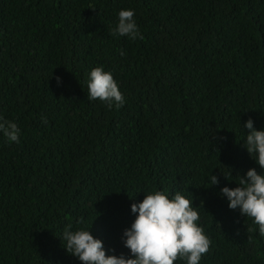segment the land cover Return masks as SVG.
<instances>
[{"label":"trees","instance_id":"1","mask_svg":"<svg viewBox=\"0 0 264 264\" xmlns=\"http://www.w3.org/2000/svg\"><path fill=\"white\" fill-rule=\"evenodd\" d=\"M121 10L142 39L112 34ZM95 67L122 107L88 98ZM0 117L21 133L0 132V264H81L69 224L130 257L131 204L155 191L193 197L200 264H264L258 226L221 195L264 174L244 128L264 130V0H0Z\"/></svg>","mask_w":264,"mask_h":264},{"label":"clouds","instance_id":"2","mask_svg":"<svg viewBox=\"0 0 264 264\" xmlns=\"http://www.w3.org/2000/svg\"><path fill=\"white\" fill-rule=\"evenodd\" d=\"M112 34L130 39L143 38L133 10L119 11L118 24ZM124 54L121 51V55ZM56 80L61 83L60 77ZM87 87L88 98L105 102L109 109L114 106L120 108L125 103L112 73L102 67L91 70ZM44 123H47L46 119ZM244 128L248 130L245 149L264 169V130H256L251 118L245 122ZM0 132L9 142H20L19 126L3 117H0ZM237 177L238 186L234 189L223 187L221 195L227 198L230 209H239L242 216L252 218L259 234L264 236V174H258L252 168L245 176ZM210 183L211 186L218 185V177L211 175ZM192 205L193 197L188 199L181 192H176L169 198L164 191H155L145 195L142 202L132 203L131 212L136 218L131 227L124 230L122 237L124 247L130 250V257L123 253L119 256L107 255L103 242L94 238L90 229L72 231L71 224L63 231L64 249L78 258L81 264H175L178 260L186 261V264H200L202 256L209 251L211 240L203 227L198 225V208ZM79 223H84L83 217ZM253 231L255 228L247 227V232Z\"/></svg>","mask_w":264,"mask_h":264}]
</instances>
